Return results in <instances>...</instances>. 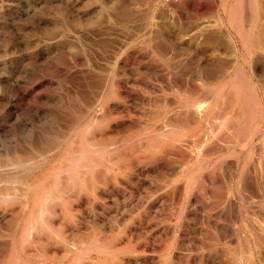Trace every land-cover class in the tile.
Returning a JSON list of instances; mask_svg holds the SVG:
<instances>
[{"label": "rangeland", "instance_id": "1", "mask_svg": "<svg viewBox=\"0 0 264 264\" xmlns=\"http://www.w3.org/2000/svg\"><path fill=\"white\" fill-rule=\"evenodd\" d=\"M0 181V264H264V0H0Z\"/></svg>", "mask_w": 264, "mask_h": 264}, {"label": "bare ground", "instance_id": "2", "mask_svg": "<svg viewBox=\"0 0 264 264\" xmlns=\"http://www.w3.org/2000/svg\"><path fill=\"white\" fill-rule=\"evenodd\" d=\"M246 36H247V35H246ZM254 43H255V42H254ZM232 80H233V79H232ZM233 82H234V81H233ZM226 83H227V82H226ZM222 85H223V84H222ZM227 85H229V84H227ZM225 86H226V85H225ZM180 89H181V88H180ZM186 89H187V88H186ZM191 90H192V89H191ZM224 92H225V91H224ZM224 92H223V94H224ZM241 93H242V92H241ZM198 100H199V99H198ZM199 107H200V105H199ZM167 122H168V121H167ZM181 125H182V124H181ZM160 129H161V128H160ZM182 129H183V128H182ZM164 131H165V130H164ZM155 133H156V132H155ZM173 134H174V133H173ZM171 135H172V134H171ZM171 135H169V136H171ZM80 136H82V135H80ZM83 136H84V135H83ZM80 141H81V140H80ZM83 142H84V141H83ZM83 142H82V143H83ZM87 143H88V142H87ZM93 144H95V143H93ZM79 146H80V145H79ZM84 146H85V145H84V143H83V147H84ZM81 147H82V146H81ZM81 147H80V148H81ZM86 148H87V146H86ZM86 148H85V150H86ZM76 149H78V148H76ZM82 151H83V150H82ZM86 152H87V150H86ZM96 153H97V152H96ZM96 153H95V154H96ZM68 154H70V152H69ZM85 154H86V153H85ZM66 155H67V154H66ZM92 155H93V154H92ZM92 155H91V156H92ZM96 155L98 156V154H96ZM68 158H69V157H68ZM71 159H72V158H71ZM90 164H91V163H90ZM68 165H69V164H68ZM58 169H60V168H58ZM58 169H57V170H58ZM52 171H53V170H52ZM60 171H61V170H60ZM56 172H59V171H56ZM54 173H55V172H54ZM53 175H54V174H53ZM55 176H56V175H55ZM47 178H48V177H47ZM57 178H58V177H57ZM42 179H43V178H42ZM59 179H60V178H59ZM35 180H36V179H35ZM37 180H38V179H37ZM54 180H56V179H54ZM57 181H59V180H57ZM57 181H56V182H57ZM0 182H1V181H0ZM24 182H25V181H24ZM38 182H39V181H38ZM38 182H37V183H38ZM54 182H55V181H54ZM31 183H32V182H31ZM58 183H59V182H58ZM80 184H82V183H80ZM23 185H24V184H23ZM30 185H31V184H30ZM50 185H51V184H50ZM52 185H53V184H52ZM27 186H28V185H27ZM73 186H74V185H73ZM79 186H81V185H79ZM83 186H84V185H83ZM56 187H58V186H56ZM75 187H76V186H75ZM52 188H55V187H51V189H52ZM78 189H79V188H78ZM25 190H27V189H25ZM37 190H38V189H37ZM21 191H22V190H21ZM41 191H42V190H41ZM46 191H47V190H46ZM31 192H32V191H31ZM52 192H53V191H51L50 193H52ZM73 192H74V190H73ZM8 193H9V192H8ZM46 193H47V192H46ZM4 194H5V193H4ZM24 194H25V193H24ZM31 194H32V193H31ZM34 194H35V193H34ZM48 194H49V193H48ZM52 194H53V193H52ZM6 195H8V194H6ZM38 195H39V194H38ZM36 196H37V195H36ZM55 196H56V195H55ZM23 197H24V196H23ZM40 197H42V196L40 195ZM46 197H47V196H46ZM48 197H49V196H48ZM52 197H53V195H52ZM60 197H61V196H60ZM34 198L36 199V197H34ZM49 198H51V197H49ZM36 200H37V199H36ZM36 200H35V201H36ZM42 200L45 201L44 198H43ZM61 200H62V199H61ZM33 202H34V201H33ZM38 202H39V198H38ZM42 203H43V202H42ZM42 203H41V204H42ZM44 203H45V202H44ZM33 204H36V203H33ZM39 204H40V203H39ZM39 204H38V206H39ZM41 204H40V205H41ZM24 205H25V204H24ZM35 206H37V205H35ZM31 207H32V205H31ZM33 207H34V206H33ZM42 207H43V206H41V208H42ZM39 208H40V207H39ZM39 208H38V209H39ZM33 210H34V209H33ZM43 210H45V209L43 208ZM38 214H39V212H38ZM39 215H40V214H39ZM32 216H33V215H32ZM29 220H30V219H29ZM21 221H22V220H21ZM33 224H34V223H33ZM35 224H36V223H35ZM36 225H37V224H36ZM24 226H25V225H24ZM29 227H30V226H29ZM35 227H36V226H35ZM19 228H20V227H19ZM26 228H27V227H26ZM39 228H40V226H39ZM34 229H35V228H34ZM36 229H37V228H36ZM29 230H30V229H29ZM37 230H38V229H37ZM41 230H42V229H41ZM49 230H50V229H49ZM43 231H44V230H43ZM22 234H23V233H22ZM24 235H25V234H24ZM24 235H23V236H24ZM17 237H18V236H17ZM21 237H22V236H21ZM27 237H28V236H27ZM19 238H20V237H19ZM20 239H21V238H20ZM18 242H20V241H18ZM23 242H24V241H23ZM26 242H27V241H26ZM28 243H29V242H28ZM100 243H101V242H100ZM17 244H18V243H17ZM24 244H25V243H23V246H24ZM92 244H94V241H93ZM108 244H109V243H108ZM73 245H74V244H73ZM95 245H96V244H95ZM66 246H67V244H66ZM97 246H98V244H97ZM97 246H95V248H96ZM19 247H20V246H19ZM21 247H22V246H21ZM67 247H68V246H67ZM82 247H83V246H82ZM99 247H100V246H99ZM22 248H23V247H22ZM69 248H70V247H69ZM91 248H92V247H91ZM91 248H90V250H91ZM101 248H102V247H101ZM103 248H104V246H103ZM107 248H109V246H108ZM64 249H65V248H64ZM66 249H67V248H66ZM73 249H75V248H73ZM73 249H72V250H73ZM86 249H87V248H86ZM96 249H97V248H96ZM98 249H99V248H98ZM33 250H34V249H33ZM67 250H68V249H67ZM84 250H85V249H84ZM99 250H100V249H99ZM108 250H109V249H108ZM79 251H80V250H79ZM79 251H78V252H79ZM88 251H89V250H88ZM101 251H102V250H101ZM101 251H100V252H101ZM110 251H111V249H110ZM112 251H113V250H112ZM96 252H97V251H96ZM106 252H107V251H106ZM115 252H116V251H115ZM21 253H22V252H21ZM66 253H67V252H66ZM107 254H108V253H107ZM23 255H24V254H23ZM25 255H26V254H25ZM25 255H24V257H25ZM80 255H81V254H80ZM87 255H88V254H87ZM11 256H12V255H11ZM14 256H15V255H14ZM34 256H35V255H34ZM83 256H84V255H83ZM104 256H105V255H104ZM107 256H108V255H107ZM109 256H111V255H109ZM15 257H16V256H15ZM17 257H18V256H17ZM31 257H32V255H31ZM72 257H73V256H71V259H72ZM77 257H78V256H77ZM9 258H10V257H9ZM28 258H29V257H28ZM111 258H112V256H111ZM20 259H21V256H20ZM22 259H24V258H22ZM54 259H55V258H54ZM54 259H53V260H54ZM77 259H78V258L75 257V259H73V260H76V261H77ZM108 259H109V258H108ZM12 260H13V258H12ZM25 260H28V259L26 258ZM25 260H24V261H25ZM79 260H80V259H79ZM79 260H78V261H79ZM84 260H85V259H84ZM24 261H23V262L21 261V262L24 263ZM78 261H77V262H78ZM107 261H108V260H107ZM107 261H106V262H107ZM9 262H10V261H9ZM18 262H19V261H18ZM91 262H92V261H91ZM11 263H12V262H11ZM19 263H20V262H19ZM27 263H28V261H27ZM27 263H26V264H27ZM38 263H39V262H38ZM72 263H74V264H78V263H75V262H72ZM95 263H96V262H94L93 264H95ZM15 264H16V263H15ZM42 264H43V263H42Z\"/></svg>", "mask_w": 264, "mask_h": 264}]
</instances>
